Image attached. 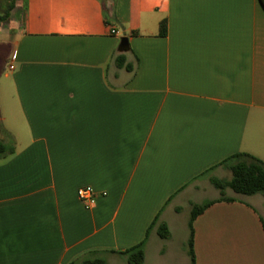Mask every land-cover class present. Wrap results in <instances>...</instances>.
Returning a JSON list of instances; mask_svg holds the SVG:
<instances>
[{
	"label": "crops",
	"instance_id": "1",
	"mask_svg": "<svg viewBox=\"0 0 264 264\" xmlns=\"http://www.w3.org/2000/svg\"><path fill=\"white\" fill-rule=\"evenodd\" d=\"M10 19L0 264H116L142 243L143 264H190L183 212L221 198L199 199L231 156L264 162L261 0H17ZM229 198L194 220L196 264H264V198Z\"/></svg>",
	"mask_w": 264,
	"mask_h": 264
},
{
	"label": "trees",
	"instance_id": "2",
	"mask_svg": "<svg viewBox=\"0 0 264 264\" xmlns=\"http://www.w3.org/2000/svg\"><path fill=\"white\" fill-rule=\"evenodd\" d=\"M3 1V0H2ZM17 0H5L4 13L0 16V22H5L10 18L11 12L15 8ZM264 6V0H261ZM165 28V24L162 26ZM116 64L120 68H125L127 71H131L132 67L126 64L125 57L119 56L116 59ZM14 153V147L8 146L0 141V159ZM222 166H226L232 174L231 179H218L212 178L211 184L221 193V198L218 200H208L200 205H194L191 210V216L189 221L190 237L188 241V255L190 257V264H196V257L193 249L194 243V220L204 213L210 206L217 202L227 201L234 202V198L224 196L227 189L232 190L235 194L241 196H264V162L258 158L246 154L238 153L225 160ZM159 235L163 239H167L170 235L169 229L166 225H162L159 228ZM120 255H124L127 258L129 264H143L145 259L144 245L139 244L133 248L121 252ZM71 264H107L105 260L89 256Z\"/></svg>",
	"mask_w": 264,
	"mask_h": 264
},
{
	"label": "rangeland",
	"instance_id": "3",
	"mask_svg": "<svg viewBox=\"0 0 264 264\" xmlns=\"http://www.w3.org/2000/svg\"><path fill=\"white\" fill-rule=\"evenodd\" d=\"M5 8V7H4ZM3 13H4V11L2 10V11H0V16H2L3 15ZM14 13V12H13ZM9 20H11L10 18L7 20V21H5V22H0V30L1 29H6V28H8L9 26H10V21ZM6 72H8V70H7V68L4 70V72L2 73V74H4V73H6ZM231 177H232V174H231V171L230 170H228V171H226L224 174H223V179H226V180H228V179H231ZM220 192L216 189V188H214V187H209L207 190H206V192L205 193H202L201 195H200V200H208V199H213L214 197H216V194H219ZM220 195H221V193H220ZM224 196H226V197H229V196H236V197H241V195H237V194H235L232 190H230V189H227L226 191H225V193H224ZM243 197V196H242ZM258 197H262V198H264L263 197V195H258ZM248 201H251V202H254V199L253 198H251V197H245ZM182 216H185L186 218H185V220L186 221H190V216H191V214H190V212H189V210H185L184 212H183V214H182ZM189 223V222H188ZM189 236V232L187 231V232H181L180 233V240L182 241V238L183 239H185V237L187 238ZM175 238H178V234H175ZM181 243V242H180ZM188 245V244H187ZM174 246L178 249V248H180V246H178V245H176V242L174 243ZM187 249H188V246H187ZM121 261H119V262H117L116 264H129L128 263V261H124V259H120Z\"/></svg>",
	"mask_w": 264,
	"mask_h": 264
},
{
	"label": "built area",
	"instance_id": "4",
	"mask_svg": "<svg viewBox=\"0 0 264 264\" xmlns=\"http://www.w3.org/2000/svg\"><path fill=\"white\" fill-rule=\"evenodd\" d=\"M112 34H115L116 32L112 30ZM12 69V67H11ZM78 199L79 201L86 207L90 208L94 206L96 203V200L98 198V194L95 192L94 189L91 187H83L78 190ZM105 195V194H103Z\"/></svg>",
	"mask_w": 264,
	"mask_h": 264
},
{
	"label": "water",
	"instance_id": "5",
	"mask_svg": "<svg viewBox=\"0 0 264 264\" xmlns=\"http://www.w3.org/2000/svg\"><path fill=\"white\" fill-rule=\"evenodd\" d=\"M119 48L121 52H126L129 49L128 38H122Z\"/></svg>",
	"mask_w": 264,
	"mask_h": 264
}]
</instances>
